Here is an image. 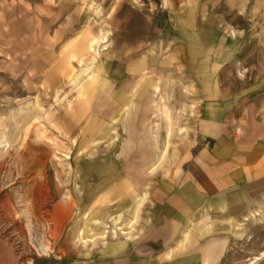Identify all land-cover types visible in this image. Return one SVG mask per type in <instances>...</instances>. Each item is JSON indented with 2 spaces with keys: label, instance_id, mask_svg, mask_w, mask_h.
Segmentation results:
<instances>
[{
  "label": "crops",
  "instance_id": "crops-1",
  "mask_svg": "<svg viewBox=\"0 0 264 264\" xmlns=\"http://www.w3.org/2000/svg\"><path fill=\"white\" fill-rule=\"evenodd\" d=\"M104 5L0 0V72L43 77L77 109L55 120L68 180L34 184V205L50 207L35 217L40 247L6 264H264V231L238 228L264 208V0H164L169 29L111 6L100 33ZM180 71L195 106L154 110ZM111 215L132 218L133 238L86 243Z\"/></svg>",
  "mask_w": 264,
  "mask_h": 264
},
{
  "label": "rangeland",
  "instance_id": "rangeland-1",
  "mask_svg": "<svg viewBox=\"0 0 264 264\" xmlns=\"http://www.w3.org/2000/svg\"><path fill=\"white\" fill-rule=\"evenodd\" d=\"M102 1L105 5L99 8L100 12L95 16L100 33L107 29L105 19L110 17L111 10L118 18L128 16L129 25L136 28H143L147 20H153L156 26L160 24L162 29L164 27L169 29V18L162 11L165 8L164 0ZM191 4L194 3L191 1ZM186 5L184 4V7ZM111 6L113 9L110 10ZM240 22L241 27H248V21L242 18ZM226 28L231 30L229 27ZM248 34L247 31L245 36ZM102 43L103 41L97 43L95 55L102 47ZM256 60L258 61L257 56ZM260 60L261 71L258 73L262 75L264 60L262 58ZM251 62L252 59H249L244 64L248 67L247 75L253 71ZM42 83L43 77L35 79L27 70L11 73V70L4 69L0 72V264L2 262L6 264L8 258H12L13 255L18 260L20 258L23 260L24 255L31 249L37 250L40 247L38 245L40 240L31 239V236H35L33 231L40 230L39 225L35 223V217L50 207L38 208L34 205L32 201L36 197L34 184L66 181L70 176L65 170L67 167L70 168L68 165L72 162V156L67 155L65 133L55 124V120L69 117L72 113L76 115L77 109H63L61 107L63 104L59 101L54 102L51 91L43 89ZM160 93V105L157 106L158 103L154 102L156 103L154 110H161L162 114L165 112L170 114L176 109L185 112L195 106L192 86L183 71L166 77ZM181 114L184 116L181 122L183 129L179 130L189 132L188 117L186 113ZM256 210L254 221L248 226L240 224L238 227L240 231L248 234L264 231V208ZM131 219L124 215L103 218L98 222L92 240L86 243L97 242L104 245L132 239L135 225L134 222H130ZM250 259L251 256L242 255L240 264H250Z\"/></svg>",
  "mask_w": 264,
  "mask_h": 264
},
{
  "label": "bare ground",
  "instance_id": "bare-ground-1",
  "mask_svg": "<svg viewBox=\"0 0 264 264\" xmlns=\"http://www.w3.org/2000/svg\"><path fill=\"white\" fill-rule=\"evenodd\" d=\"M255 261V260H254Z\"/></svg>",
  "mask_w": 264,
  "mask_h": 264
}]
</instances>
